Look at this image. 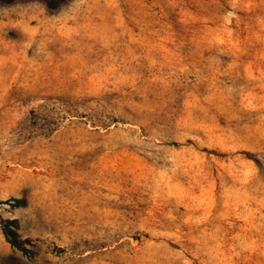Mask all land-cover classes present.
I'll return each mask as SVG.
<instances>
[{"label": "rangeland", "instance_id": "1", "mask_svg": "<svg viewBox=\"0 0 264 264\" xmlns=\"http://www.w3.org/2000/svg\"><path fill=\"white\" fill-rule=\"evenodd\" d=\"M0 201V264H264V0H0Z\"/></svg>", "mask_w": 264, "mask_h": 264}, {"label": "trees", "instance_id": "2", "mask_svg": "<svg viewBox=\"0 0 264 264\" xmlns=\"http://www.w3.org/2000/svg\"><path fill=\"white\" fill-rule=\"evenodd\" d=\"M14 206H21L24 204V201L19 199H11ZM5 202H9L5 201ZM3 201H0V205L3 204ZM0 226L2 233L4 234L7 242L13 247L22 252L24 256H30L33 252L27 247V240L20 238L17 234L16 228L18 226L15 219H4L0 217Z\"/></svg>", "mask_w": 264, "mask_h": 264}]
</instances>
